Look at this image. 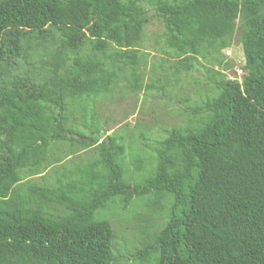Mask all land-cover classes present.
I'll list each match as a JSON object with an SVG mask.
<instances>
[{
	"label": "trees",
	"instance_id": "1",
	"mask_svg": "<svg viewBox=\"0 0 264 264\" xmlns=\"http://www.w3.org/2000/svg\"><path fill=\"white\" fill-rule=\"evenodd\" d=\"M142 2L177 72L221 64L238 19L246 73L210 69L199 116L141 134L127 164L124 136L97 135L84 102L127 68L143 87ZM137 199L163 220L143 234L140 264H264V0H0V264H117L109 210Z\"/></svg>",
	"mask_w": 264,
	"mask_h": 264
},
{
	"label": "rangeland",
	"instance_id": "2",
	"mask_svg": "<svg viewBox=\"0 0 264 264\" xmlns=\"http://www.w3.org/2000/svg\"><path fill=\"white\" fill-rule=\"evenodd\" d=\"M142 4L147 8L146 16L150 19L144 26L140 46V51L146 55L138 69V73L144 75L143 87L136 90L130 88V69L127 68L124 77L121 75L113 85L111 93L96 95L84 102L88 111L87 118L93 113L102 124L96 132L97 135L104 137L106 134L116 133L124 136V158L127 164H130L131 157L138 147L143 146L141 134L150 139L159 138L165 130L171 127H185L199 116L198 113L194 114V111L213 90L210 69L221 70L224 75L233 79H241L246 73L238 19L234 21L235 29L231 35L230 46L221 52L225 56L221 64L211 66L208 61L199 57V62H193L189 71L182 69L177 72V58L167 54L169 49L164 46L163 26L155 16V10L144 2ZM155 63L156 69L152 68ZM77 106L72 108V112H75L72 114L79 120L82 112L76 109ZM190 119L192 121L189 123ZM88 130V127L84 129ZM60 149L66 150V144L52 145L54 153L58 154ZM78 153L83 155L72 154L65 157V154H62L65 157L62 161L50 164L45 171L46 181L52 182L56 177L52 167L61 169V164L72 166L78 163L81 157L85 159L89 154L87 149ZM30 180L38 184L43 183L38 176H32ZM146 201L137 199L125 209L112 206L109 210L116 235L115 247L119 254L125 257L117 264H140L135 256H140L141 252L138 250L141 248L143 234L149 228H152V231L157 229L163 222Z\"/></svg>",
	"mask_w": 264,
	"mask_h": 264
}]
</instances>
